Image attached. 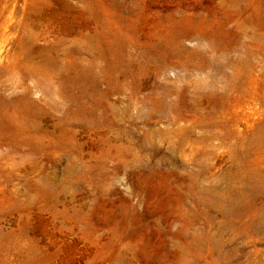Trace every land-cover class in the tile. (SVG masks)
Wrapping results in <instances>:
<instances>
[{
    "label": "rangeland",
    "instance_id": "obj_1",
    "mask_svg": "<svg viewBox=\"0 0 264 264\" xmlns=\"http://www.w3.org/2000/svg\"><path fill=\"white\" fill-rule=\"evenodd\" d=\"M0 264H264V0H0Z\"/></svg>",
    "mask_w": 264,
    "mask_h": 264
}]
</instances>
